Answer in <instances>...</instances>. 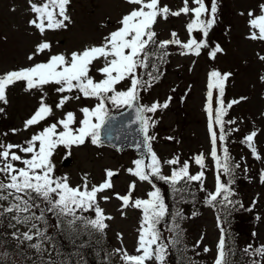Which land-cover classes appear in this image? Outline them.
I'll list each match as a JSON object with an SVG mask.
<instances>
[{"label":"rangeland","instance_id":"1","mask_svg":"<svg viewBox=\"0 0 264 264\" xmlns=\"http://www.w3.org/2000/svg\"><path fill=\"white\" fill-rule=\"evenodd\" d=\"M44 0H32L35 3H43ZM161 7L167 6L171 11H177L183 7V0H161ZM212 0H205L206 5L211 7ZM218 12L216 14V24L209 31L206 38L209 48L201 50V54L187 53L179 45L171 44L172 47L168 56L170 59L169 76L160 78L149 87L147 100L140 98L141 105L150 106L153 102L164 100L170 88L176 90L175 100L171 106L166 109H159L155 113H150L153 117V123L158 121L154 132V139L149 140L150 147L156 153L161 162V167L165 173L169 172L167 163L169 155L176 147L161 141L162 135L171 137L179 136V148L181 156L179 160L186 161L189 155L198 152L203 154L205 165L209 169L206 176L205 185L209 188L208 192L214 191L216 184L217 169L215 160L211 157V141L208 130L207 107V84L209 73L212 70H218L232 75L225 82V92L222 99L225 104L233 100L239 103L233 104L230 111H227V117L231 118L230 127L234 129L235 147L234 155L240 160L244 183L240 193L242 198L254 205L256 215V227L253 233V239L256 248L264 245V182L261 181V174L264 173V61L259 57L264 55V40L249 39L252 31H258L251 28L248 15L252 12L254 16L261 14L260 5L264 0H217ZM193 0H189V7H194ZM134 7L128 3V0H71L68 5L67 13L71 17V22H65L67 27L59 29H46L43 34L32 26L29 21L36 17L31 11L29 0H0V73L12 70H18L30 67L35 63L46 62L50 55L65 54L70 56L73 51H82L86 47L98 46L104 42V37L120 27V20L123 15L129 13ZM243 13V15H241ZM194 14H181L180 16L169 15L167 19L157 18L153 30L157 33L161 42L172 38L171 33H177V38L181 42H187L188 39H205L203 34L194 30L191 35L187 31V24ZM49 42L51 49L34 55L32 60L28 57L33 55L36 46L41 42ZM219 44L223 49L222 53H217L215 59H212L208 53L211 48ZM104 65L103 58L93 62L90 66V72L94 78L103 79L102 73L98 71ZM146 69H138V75ZM125 87L129 86V81H122ZM21 88V87H19ZM47 90L53 89L55 84L45 85ZM118 90H124L120 84ZM14 89V88H13ZM18 88L14 89L15 91ZM185 91H187L185 93ZM62 96H69L70 99L65 102L63 107H56ZM79 96V99L76 97ZM185 100L183 105L181 100ZM241 97L246 99L241 100ZM47 104H53V112L47 118H53L55 123L66 117L67 112L75 114L76 122L73 128L80 126V121L84 119L82 108H94L99 102L95 97H85L78 90L76 92H65L51 94L48 92L43 97L32 91H26L21 88L15 96L11 94L12 102L18 104L17 108L11 110V114L18 115V121L14 127H19L16 133V141L20 142L30 131L36 132L40 129L37 126H26L22 123L21 115H28L34 108H38L41 99ZM219 91L213 89V108L219 107ZM126 108L127 106H122ZM123 108V109H124ZM1 119V118H0ZM3 122V121H2ZM93 122H96L95 119ZM5 123V122H4ZM62 130V126L59 125ZM215 130L219 136V126L215 125ZM252 131L257 132L254 138V145L260 159L244 143V137ZM147 135L151 136L149 132ZM90 138V137H89ZM88 139V138H87ZM86 139L83 145H73L70 148L63 145L57 146L54 150L51 160L57 167L58 177H66L67 182L72 187H79L83 190L85 183L89 188L93 185H99L107 179V170L113 171L114 175L110 182L112 187L104 190L97 195V203L103 210L107 227L103 230L107 233L105 239L108 246L114 250L111 257L120 262H125L121 253L117 249H123L130 255L141 254L137 252L138 239L141 224L143 223L142 209L124 206L122 200L117 196L131 194L133 200L148 199V193L153 191V186L148 181H141L138 177L128 172L129 168H135L134 161L140 159L130 150L118 152L108 146L93 144ZM218 149L221 155V142L217 141ZM38 146V142H37ZM31 154L24 155V158H30ZM151 156V153H150ZM21 164L18 167H23ZM161 169V170H162ZM243 182V180H242ZM135 183V188L130 189V185ZM108 197V199H104ZM193 197V196H192ZM207 199V193H203L199 201V208L195 211L187 212L182 220H179L181 230V240L189 253L195 255L204 264L213 263L218 255V242L221 237V230L211 206L201 208ZM0 204L7 206V201H0ZM47 206L40 204L38 211L45 210V216L50 225V220L54 213L46 211ZM183 209V208H182ZM35 210V211H36ZM93 211V210H92ZM94 212V211H93ZM195 213V215L193 214ZM95 214V212H94ZM92 214V215H94ZM12 214H6L8 219L7 232L13 236L16 233L20 239L27 243L36 241L23 240L22 233L28 231L29 226L16 224L11 220ZM90 216V215H87ZM92 217V216H91ZM95 218V215L92 217ZM60 222L61 220L58 219ZM38 223V222H36ZM58 223V222H57ZM14 224L15 227H10ZM164 243L171 241L173 232L170 231L173 226L165 225L163 221L159 225ZM0 244V261L11 260L15 264H23L14 254L10 253ZM44 248L49 251L48 245L44 243ZM207 248L208 251H204ZM33 250V249H32ZM102 251L101 249L99 250ZM29 253V252H28ZM101 256V254L99 253ZM193 258H195L193 256ZM264 259V258H263ZM12 263V264H13ZM146 264H158L157 261H146ZM165 264H168L165 259Z\"/></svg>","mask_w":264,"mask_h":264},{"label":"snow or ice","instance_id":"2","mask_svg":"<svg viewBox=\"0 0 264 264\" xmlns=\"http://www.w3.org/2000/svg\"><path fill=\"white\" fill-rule=\"evenodd\" d=\"M30 8L36 17L29 23L37 28L41 34L46 29H59L67 27V22H71V17L67 14V6L71 0H47L43 3H35L29 0ZM134 7L129 13L123 15L120 20V27L112 31L108 36L104 37V42L98 46H90L82 51H73L70 56L65 54L50 55L46 62L35 63L30 67L18 70L8 71L0 74V102L7 103L6 89L18 81L26 82L28 89H42L48 84H55L58 87L56 91L59 93L71 92L78 90L85 97H95L99 102L94 108L84 107L81 111L84 119L80 121L78 128L72 125L76 122L75 114L67 112L66 117L60 119L58 124L62 126V130L57 131L58 124L53 123L43 128L41 132L33 135L31 140L27 142V146L14 145L11 143L0 144V174L7 178V183L0 179V201H7V206L0 204V217L6 214H12L11 220L16 224H22L28 227V231L22 233L23 240L36 241L30 243L29 247L36 250L37 253L43 255L46 249L44 243L50 240L47 235L46 228L38 226L36 221L46 223L45 210H41L37 215L36 209H40V204L47 205L46 211L54 213L62 224L66 225V230L73 234H79V226L77 222L90 226L97 232H103L107 227L103 210L97 203L98 193L112 187L110 182L114 175L113 171L107 170V179L99 185H93L89 188L85 183L83 190L79 187H72L67 182L66 177L56 178L54 176V165L51 157L54 150L59 145L70 148L73 145H83L87 138H91L93 144L100 141V129H102L109 116L107 103L115 107L132 106L139 99V93L147 87H151L152 83L159 79V68L152 63L153 58L163 62L168 55L167 47L171 44L179 45L181 49L187 53L199 56L201 50L209 48L207 36L209 31L216 24V14L218 12L217 0H212L211 7L206 5L205 0H193L194 7H189V0H183V7L177 11H171L169 7L159 5V0H128ZM58 9V11H57ZM261 14L254 16L252 12L248 15L253 17L249 24L251 28L258 31H252L249 39L264 40V4L260 5ZM194 14V18L190 19L187 24V31L191 33L196 30L203 34L205 39H196L192 37L187 42H181L177 38V33H171L172 38L157 42V33L153 30V26L157 22L158 17L167 19L169 15L180 16L181 14ZM243 15V13H241ZM51 49L49 42H41L36 46L33 55L28 57L29 60L34 58L35 54L45 52ZM223 49L216 44L210 49L208 55L215 59L217 53H222ZM103 58L104 65L98 71L102 73L103 79L95 81L90 75V66L94 61ZM264 61V55L259 57ZM149 69L147 72L148 79H143L138 75V69ZM231 73H221L218 70H212L209 73L207 84V107L208 114V130L211 141V157L215 160V168L217 169L216 184L214 191L208 192L206 204L216 207L222 206L225 210L228 206H235L237 203L230 197L234 195L231 184L234 182V170L239 164H234L227 147L223 148V156L218 155L217 141H223L226 138L225 123H234L235 121H225L227 109L233 104L239 103L233 100L231 103L225 104L222 97L225 91V82L231 76ZM128 80L129 86L124 90H118L117 85L122 81ZM264 80V76H261ZM213 89H218L219 107L213 108ZM79 99V96L76 97ZM69 96H62L56 107H63L65 102L69 100ZM171 97H169L170 101ZM246 97H241V100ZM169 103L166 101L160 103L153 102L150 106L145 105L137 108L138 116L142 124V131L145 133L147 140L154 137L147 135L149 128L152 126V119L146 113H155L159 109H166ZM3 111V109H0ZM53 109L50 105L41 99L39 108L29 118L25 124L32 126L45 120L51 115ZM95 119L96 122H93ZM215 125L219 126L220 134L217 135ZM15 131V130H13ZM257 136L256 131L244 137V143L251 149L253 155L257 159L260 156L253 143ZM38 142V146H37ZM13 149H19L20 152L31 154L30 158H23ZM151 163L145 164L143 159L134 161L135 168H129L128 172L132 173L141 181H151L152 177L165 181L172 186L173 192L183 198V193L187 190L190 182H199L203 190V180L205 173L199 171L197 174H190L189 164L187 162L178 169H173L170 176L161 174V162L155 152L151 150ZM21 162L23 167H16L13 162ZM168 164L175 165L177 159L167 161ZM195 163L201 168L205 166L203 155H197ZM229 177L227 183L221 180V176ZM261 181L264 182V173L261 174ZM179 185V187H178ZM135 188V183L130 185V189ZM154 190L148 193V199L133 200L131 194H125L118 198L122 200L124 206L131 205L134 208L142 209L143 223L141 224L138 239L137 252L138 255H130L123 249L116 251L121 253L125 264H146V261L155 260L158 264H165L168 244L164 243L159 228L161 222L168 214V207L161 190L153 185ZM108 199V197H104ZM242 206V205H241ZM93 210L95 218L89 219L82 215H77ZM195 215V213H193ZM184 218L183 213L177 209L174 219V226L170 229L174 233L172 243L180 242L181 230L179 228V220ZM15 227L14 224H9ZM225 229L222 227L221 232ZM16 239H20L16 233H13ZM204 251H208L207 248ZM245 253L252 256L264 258V245L253 248L249 245L244 249ZM234 250L226 244L225 236L222 234L218 242V255L215 264H234L231 257ZM51 264V262H50ZM191 264V262H190ZM251 264H259V261L253 260Z\"/></svg>","mask_w":264,"mask_h":264},{"label":"trees","instance_id":"3","mask_svg":"<svg viewBox=\"0 0 264 264\" xmlns=\"http://www.w3.org/2000/svg\"><path fill=\"white\" fill-rule=\"evenodd\" d=\"M159 3H162L159 0ZM159 40V37H157ZM166 51L168 55L164 58L163 62L157 61L153 58L152 63H155L160 72L159 77L167 78L169 76V65L170 59L168 56H171L170 53L172 51V47H167ZM151 68L146 69V71L142 72L139 76L143 79H148L147 72L150 71ZM89 75L95 80L99 81L97 78H94V75L89 73ZM128 81V80H126ZM156 82V81H155ZM153 82L152 84H154ZM121 88L125 89L124 83H120ZM149 87L145 88V90L139 93V97L143 100H147L146 96L149 92ZM73 92H76L74 89ZM187 91H185L186 93ZM176 90L174 88H170L166 99L160 100V103L168 102L169 106L176 102L175 100ZM169 97H171L169 101ZM184 102V98L181 100ZM122 107V106H121ZM121 107H115L111 105L110 102L107 103V108L109 113L115 110H118ZM229 111V109H227ZM146 115L150 116L153 122V117L150 113H146ZM229 119V118H228ZM226 121V117H224ZM231 120V119H230ZM2 125L4 122L1 123ZM157 122L152 123V126L149 128V133L153 136V129L154 132L157 134L155 129L157 128ZM228 123H225V132L226 138L225 140L221 141V155L223 156V148L227 147L232 158L234 164H239V167L234 170V182L231 184V188L234 192V195L230 197L233 201L237 203L235 206H228V209L225 210L222 206L213 207V212L219 223V228L223 227L225 229L224 233L226 244L234 250V255L231 257L234 264H251L253 260L259 261V264H264V259L259 256H252L249 253H245L244 249H246L249 245H252L254 248L255 245L251 242L253 240V233L256 227V215L254 205L250 202H247L246 198H242V194L240 191L242 190V186L245 185L244 183V175L241 171L242 166L240 160L234 155L233 149L235 146V134L234 129L229 127ZM153 128V129H152ZM90 141V138L87 139ZM161 141L165 142V144H169L172 147H176L172 152L171 156L168 160L177 159L178 163L175 165L170 166V170L168 173H165L161 167V174L170 176L173 169L180 168L183 163L187 162L189 164V172L190 174H197L199 171H203L205 173L204 180H203V190L201 189L199 182H190L187 187V190L183 193V198L178 196L176 193L173 192L172 186L165 181L159 180L156 177L151 178V185H155L161 190V193L164 196L165 203L168 207V214L166 218L163 220L165 225L174 226V215L177 209H179L183 216L187 214V212L197 210L199 206V201L203 196V193H207L209 188L205 185L206 176L209 173V169L205 165L203 168L200 165L195 163V158L197 155H203L201 153H194L193 155H189V157L184 156L188 160L180 161L178 155L181 156V150L179 148V136L171 137L169 135H162ZM13 151L18 152L19 150L13 149ZM220 150L218 149V155H220ZM22 156V153H17ZM18 162V161H17ZM17 162H13L16 167ZM0 179L7 182V178L0 174ZM221 180L225 183L228 182L229 177L226 175L221 176ZM243 180V182H242ZM179 187V185H178ZM154 190V189H153ZM193 196V197H192ZM242 205V206H241ZM210 206L206 203L202 204L201 208H205ZM183 208V209H182ZM91 219V217L86 216ZM45 220H48V217L45 216ZM50 220V225L45 226L46 223L38 221L39 225L43 223V228H46L47 235L50 237V240L45 241L48 245L49 251H44L43 255L37 253L35 249L30 248L27 243H24L21 239H16L14 235H7L6 229L4 225L3 217H0V243L4 246L3 248L7 250L11 255L10 257L13 258L15 254L19 260L23 261V264H125V262H116V260L111 257V253H114V250L111 249L108 244L106 243L105 247V237L99 235V232L92 229L90 226L86 224H81L79 221L77 222L79 226V234H73L66 230V225L62 224L57 216L54 214V217ZM48 222V221H47ZM58 222V223H57ZM172 241V239H171ZM171 241L166 242L168 244L167 248V255L166 261L168 264H203L198 257L189 253L186 246H184V242L181 240L178 244H173ZM33 249V250H32ZM102 250L101 252L99 250ZM29 252V253H28ZM101 254V256L99 255ZM193 256L195 258H193ZM11 260L4 261L1 260L0 264H12ZM15 264V263H13ZM205 264V263H204ZM207 264H215L207 263Z\"/></svg>","mask_w":264,"mask_h":264},{"label":"water","instance_id":"4","mask_svg":"<svg viewBox=\"0 0 264 264\" xmlns=\"http://www.w3.org/2000/svg\"><path fill=\"white\" fill-rule=\"evenodd\" d=\"M137 108H140L138 101L123 112L109 115L105 126L100 129L99 143L107 144L120 151L132 149L139 157L149 161V142L137 118Z\"/></svg>","mask_w":264,"mask_h":264}]
</instances>
